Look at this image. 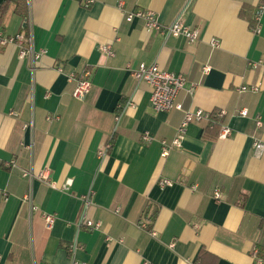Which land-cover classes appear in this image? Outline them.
<instances>
[{
    "label": "crops",
    "instance_id": "1",
    "mask_svg": "<svg viewBox=\"0 0 264 264\" xmlns=\"http://www.w3.org/2000/svg\"><path fill=\"white\" fill-rule=\"evenodd\" d=\"M27 2V18L10 1L0 24L5 36L31 32L45 51L32 62L0 40V264H255L254 250L264 254V153L253 147L264 141L259 0ZM135 9L153 10L165 25L180 18L200 38L150 31L126 19ZM140 63L183 73L187 88L195 84L179 93L184 108L210 113L231 134L219 137V122L192 121L182 146L163 155L184 113L153 108L151 86L131 74ZM84 69L92 85L79 100L69 75ZM246 85L259 91L241 92ZM163 178L173 184L161 187ZM85 212L99 228L86 225ZM44 213L55 215L50 228Z\"/></svg>",
    "mask_w": 264,
    "mask_h": 264
},
{
    "label": "built area",
    "instance_id": "2",
    "mask_svg": "<svg viewBox=\"0 0 264 264\" xmlns=\"http://www.w3.org/2000/svg\"><path fill=\"white\" fill-rule=\"evenodd\" d=\"M84 6H90L95 0H81ZM120 7H123V2L119 3ZM264 14V0H259V4L257 9L254 13V20H255V28L254 31L256 33H260L262 29V16ZM134 18H138L143 20L146 28L150 31L155 30L159 33L166 35V36H183L189 42H196L200 38V29L199 27H193L190 25L185 24L180 18L175 19L170 24H162L157 19V15L153 10L150 9H135L126 12V19L128 21H132ZM0 40L3 44L5 43H17L20 45V56L22 58L29 57L32 62L36 59L40 58L41 55L45 52L44 50L37 51L34 47L33 37L31 32H28L27 35L22 33H17L15 35L5 36L3 35L2 31L0 30ZM210 44L213 47H219L220 42L216 38H212ZM101 50L107 54L112 55L113 50L110 44H105L101 46ZM261 64V61L254 62L253 66L257 67ZM61 69V68H60ZM209 69L208 66L205 67V71ZM131 74L138 80V81H145L147 82L151 88V104L154 109L162 110V111H170V110H180L184 113V117L182 122L178 127V134L169 143L166 140L162 141L163 146V155H168L170 150L173 148H180L182 146V141L184 139L187 125L192 121H211L212 117L210 113H206L202 110H192L190 108H184L182 102L178 100L179 93L182 90H187L190 93L193 92L195 88V84H192L189 88L186 87L187 84V77L183 73H175L173 71H168L161 69L157 63L153 64H146L140 63L136 68L131 69ZM91 75L92 71L90 69H84L80 73L71 72L69 78L71 81L75 83L72 95L79 100H83L86 95L91 90ZM241 92L243 91H252L258 92L259 86L258 85H250V86H242L240 89ZM225 111H222L221 114H224ZM240 114L243 116H248L249 112L247 108H243L240 110ZM256 121L258 125H261V117L260 115L256 116ZM231 134V129L227 125H222L221 132L219 137L226 138ZM144 139L150 141L152 136L148 133L144 135ZM255 155L260 157L264 153V141L261 139H255L253 143ZM111 148V143L107 142L105 145L99 150V156H105L108 150ZM25 175H29L28 171H24ZM40 178L47 179L48 176L45 173H41ZM72 184V180L68 179L64 185L63 189L68 190L70 185ZM173 182L170 179L163 178L160 179L159 185L161 187H165L168 185H172ZM53 186L54 183H52ZM220 192H215V197L217 199L220 198ZM30 198V197H27ZM82 199L85 202V206L88 207L91 201V195L86 194L82 195ZM43 217L46 222V226L48 228L52 227L55 221V215L51 213H44ZM85 223L88 227L92 229H96L100 227L99 222H93L92 220L87 218L86 212L83 215ZM145 227V224H143ZM174 244L172 243L171 246ZM77 245L72 244L70 246V251L74 252ZM254 257H255V264H264V256H260L258 251L254 250Z\"/></svg>",
    "mask_w": 264,
    "mask_h": 264
},
{
    "label": "trees",
    "instance_id": "3",
    "mask_svg": "<svg viewBox=\"0 0 264 264\" xmlns=\"http://www.w3.org/2000/svg\"><path fill=\"white\" fill-rule=\"evenodd\" d=\"M10 1L15 3L17 13H19L22 16H24L25 18L28 17V2H27V0H7L2 6H0V24H1L2 18L4 16L5 10H6V5ZM210 122H211V124L213 126L218 124V122L220 123L219 125L221 127L223 125L222 122L219 119L218 120L217 119H213V117H212V120ZM208 127H210V124H209V126H207V130H208ZM259 255L260 256H264V254H261V253H259Z\"/></svg>",
    "mask_w": 264,
    "mask_h": 264
}]
</instances>
